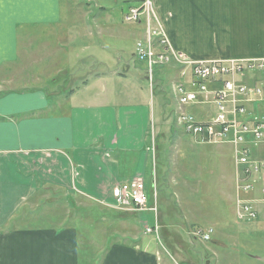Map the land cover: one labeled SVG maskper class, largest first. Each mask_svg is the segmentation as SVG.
Instances as JSON below:
<instances>
[{"label":"crops","instance_id":"crops-1","mask_svg":"<svg viewBox=\"0 0 264 264\" xmlns=\"http://www.w3.org/2000/svg\"><path fill=\"white\" fill-rule=\"evenodd\" d=\"M140 1L122 0L120 4L128 10ZM153 3L170 49L182 56L195 61L264 58V0ZM101 8L112 10L114 6L101 4ZM84 9L81 2L72 0H0V69L19 65L22 60L31 64L34 54L39 53L37 43L53 47V35L57 40L63 32L79 26L87 16ZM58 50L62 53L56 57L63 60L55 65L63 67L57 69L50 87L23 86L20 89L30 91L0 96V264H79L80 227L73 217L78 210H85L75 206L67 193H46L53 206L60 194L57 201L64 215L59 222L36 228L23 226L22 207L33 211L44 202L45 190L41 189H46V182L73 186L81 198L102 205L112 202L110 191L116 185L146 177L145 164L153 150L149 136L145 142L148 126L143 134L137 131L136 139L134 130L126 133L131 130L127 120H139L144 111L151 121L149 107L143 103L140 113L134 115L130 107L119 106L112 91L116 84L107 90L106 78L88 69L73 77V69L86 57L75 58L62 47ZM262 72L246 73L242 82L258 85L264 95ZM75 82L80 83L75 92H62ZM258 96L247 106L256 108L255 114L260 116L264 96ZM260 151L252 148L251 154L263 162ZM129 152L134 154L130 165L126 161ZM261 174V182L252 179L250 185L259 189L263 198ZM134 226L128 242L104 247L99 264H158L155 255L145 251V244L139 246ZM56 253L68 255L58 257Z\"/></svg>","mask_w":264,"mask_h":264},{"label":"rangeland","instance_id":"rangeland-1","mask_svg":"<svg viewBox=\"0 0 264 264\" xmlns=\"http://www.w3.org/2000/svg\"><path fill=\"white\" fill-rule=\"evenodd\" d=\"M72 1L84 5L85 19L78 22L79 26L63 32L57 40L53 35V47L40 42L34 44L39 53L34 54L31 64L22 60L19 65L0 69V96L30 91L20 89L23 86L50 87V81L63 67L55 65L63 60L56 57L62 53L59 47L75 58L77 55L86 57L73 69V77H79L84 69L96 71L106 78L107 90L110 91L111 84H116L112 91L119 106L130 107L129 111L134 115L140 113L143 103L149 107L151 121L147 120L145 111L139 120H127L131 130L126 135L134 130L136 139L137 131L143 134L148 126L145 142L149 136L148 143L153 150L145 164L146 177L133 180L145 182V191L156 210L128 213L129 207L118 206L113 198L110 204L102 202L99 205L75 194L73 186L55 185L49 181L44 186L46 189H41L45 190L46 199L38 208L32 211L29 207H22L23 226L36 228L59 222L64 215V208L57 201L60 194L56 195L53 206L46 193L63 192L71 197L75 206L85 210H78L77 216L73 217L77 221L75 225L80 227L79 264H99L104 247L114 242H128L129 234L135 231L131 227L133 224L137 230L136 239H140L139 246L145 244L147 247L149 243L145 251L155 255L158 264H264V200L259 189L247 188L243 167L235 168L234 164L235 152L241 154L243 146L240 143L235 148L229 139L218 136L200 144L185 136L179 127L184 115L195 118L198 124L212 118L216 109L212 98L196 97L193 103L183 104L177 96V86L188 75L189 65L209 61L191 60L170 49L153 0H141L128 10L123 3L120 4L122 0ZM101 4L114 8L103 10ZM247 22L251 28L249 20ZM162 35L167 48L160 42ZM39 36L42 35L39 33ZM139 49L142 54L146 53L141 60L138 58L141 57ZM261 59L264 58L245 61ZM262 70H243L240 75L235 74L233 80L236 86L240 84L243 88V75L254 71L263 73ZM215 86V90L220 88ZM79 87L80 83H71L62 92H75ZM259 89L258 98L264 96ZM252 102L241 95V120L264 123V108L259 116L255 114L256 108L247 106ZM249 146L264 153L263 142L252 141ZM127 155L126 161L130 165L134 154L129 152ZM262 175H253L251 180L257 178L259 184ZM244 186L247 190H243ZM246 207L257 214L254 219L246 217ZM146 229L153 233L148 234L144 231ZM195 229L207 233V239L192 238L190 234L193 235ZM83 241L85 243L81 244ZM56 254L58 257L68 255Z\"/></svg>","mask_w":264,"mask_h":264},{"label":"built area","instance_id":"built-area-1","mask_svg":"<svg viewBox=\"0 0 264 264\" xmlns=\"http://www.w3.org/2000/svg\"><path fill=\"white\" fill-rule=\"evenodd\" d=\"M160 42L167 48L166 40L162 37ZM138 57L140 60L146 56V53H141L138 50ZM163 56V55H161ZM263 69L264 59L261 60H214L209 62H193L189 65V73L192 75L196 82H191L190 85L193 89L188 90L185 87V80L182 84L177 86V96L181 103H193L196 97H210L213 99V105L216 109L212 118L203 125L195 124L193 119L188 116H182L180 125L184 128L185 132L198 136L201 141L208 143L216 136L234 143L237 148L241 145V154L235 152L234 164L235 168L241 165L243 167V175L246 178L247 188H253L250 185V180L253 175H259L264 171V162L255 159L250 153V146L252 141L262 142V135L264 124L260 122H244L241 120L243 106L239 103L241 95L245 100L252 99L254 101L260 95V89L257 87H246L242 85L236 86L233 77L235 74H241L246 69ZM262 70V71H263ZM230 77V78H229ZM229 78V80H227ZM184 79V78H183ZM222 80V81H221ZM209 82L213 87L206 85ZM215 85H219L216 89ZM246 111V109H245ZM252 157L253 159H251ZM144 181L131 180L126 184L116 185L111 190V197L116 201L118 206L129 207L126 212L141 214L148 213L156 210L155 204L149 205L147 194L145 192ZM246 186L243 190H247ZM264 200V192L262 193ZM125 204V205H124ZM245 215L250 219H254L257 215L245 208ZM148 234L152 233L150 229L145 230ZM194 237H202L207 239V233H202L200 230L193 231Z\"/></svg>","mask_w":264,"mask_h":264},{"label":"trees","instance_id":"trees-1","mask_svg":"<svg viewBox=\"0 0 264 264\" xmlns=\"http://www.w3.org/2000/svg\"><path fill=\"white\" fill-rule=\"evenodd\" d=\"M150 200V199H149ZM148 203H150V201H148ZM196 240H197V238H196Z\"/></svg>","mask_w":264,"mask_h":264}]
</instances>
